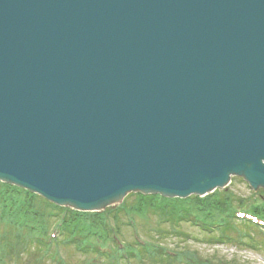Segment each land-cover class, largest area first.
I'll use <instances>...</instances> for the list:
<instances>
[{
	"label": "water",
	"instance_id": "95a60500",
	"mask_svg": "<svg viewBox=\"0 0 264 264\" xmlns=\"http://www.w3.org/2000/svg\"><path fill=\"white\" fill-rule=\"evenodd\" d=\"M264 189V0H0V180L80 211Z\"/></svg>",
	"mask_w": 264,
	"mask_h": 264
},
{
	"label": "trees",
	"instance_id": "16d2710c",
	"mask_svg": "<svg viewBox=\"0 0 264 264\" xmlns=\"http://www.w3.org/2000/svg\"><path fill=\"white\" fill-rule=\"evenodd\" d=\"M1 185L3 184L1 183ZM5 186L9 185L5 184ZM18 190L22 191V189ZM25 192L26 196L24 195V197L27 198V196H29V198L33 200L38 199V202L36 203L39 205V207L34 208L32 206V203L30 202L26 204L28 200L26 202H21L20 200L18 201L17 198L7 197L0 193V198L3 199V202H1L0 204V228L2 226L3 229H5L4 231H7L6 233L0 232V235L2 239H9L13 243L5 253H2L0 255V264H18L17 261L19 260V257H21V254L25 253V251H32L34 253H37L36 256L38 257L36 259V264H72L71 260L77 259L79 256H87V258H91L93 255L97 256V258H102L101 256L105 257L106 255L100 253L101 256H98V252L91 251V249L86 248L89 247L88 243L90 241L88 239L91 238L94 233H98L99 231H101L99 228L106 230V233H110L112 229L118 236V234L120 233L119 231L122 229L123 225L126 224L127 226V223L124 222V212L122 208L109 209L101 214H82L74 213L71 211L67 212V210H64L63 213L67 212L70 217H68L67 215L61 217L59 221V223L61 224L60 236L57 239H52L51 243L50 241H48V235L54 218H52L53 215L49 211L52 210L51 207L53 205L49 204L41 197L33 195L27 191ZM218 198L221 200L222 207L225 208L227 212L232 211V209L228 207L234 206V199L232 200L228 197L223 198L220 197V195L218 196ZM237 200H239V198L236 199L234 203H236ZM5 202H7L10 210H5L7 206L5 205ZM229 202L233 204V206L230 205ZM46 204L49 205V208L46 206ZM125 206H127V204H125ZM254 206L256 209L264 211V203L261 205H253L252 207ZM40 207L43 210H41ZM53 209L57 211L55 216L58 217L59 212H61L62 210L54 206ZM146 215V217H141L142 219H144V227L142 226L143 232L148 234V236H150L151 238L163 240L166 237L167 229L162 225V223H167V221L172 222L173 220L168 217L163 219L165 216L164 213L156 209H150ZM152 215L159 217L161 223L155 226V228H147L145 227L147 225L145 223V220L148 222ZM28 218L34 221L32 225L27 221ZM112 220L115 222V224H112V222L110 223V221ZM240 225L242 226V228H238V224L237 227H234L233 225L229 229H227L226 234L229 235L228 238H244L246 240V243H248V239L251 243L255 244L257 243L255 241V235H264L263 229L258 228L251 223L241 222ZM237 228L243 230L242 236L233 234L234 232H237ZM173 229H175L176 231V227H173L172 230ZM145 251H149V249H145ZM155 253L157 254L156 256H152L154 254L146 253L148 255H144L140 262L145 264H152L153 262V264H157L156 262L163 261L167 262V264H174V262L177 264H184L177 258H171L164 255L162 252H159L158 249ZM185 254L186 252L184 253V255ZM68 256L70 262L68 261ZM7 258L9 259V263L6 262ZM106 259L107 261H109L107 264H113L110 262L111 260H109L108 258ZM88 264L97 263L91 261L88 262Z\"/></svg>",
	"mask_w": 264,
	"mask_h": 264
},
{
	"label": "rangeland",
	"instance_id": "374dc122",
	"mask_svg": "<svg viewBox=\"0 0 264 264\" xmlns=\"http://www.w3.org/2000/svg\"><path fill=\"white\" fill-rule=\"evenodd\" d=\"M3 184V183H2ZM7 185V184H6ZM9 185V184H8ZM18 189L21 188H16V186H5V184L1 185L0 183V193L3 194L4 196L11 197V198H17V200L21 202H26L28 204L29 202L32 203V206L39 207V205L36 203L38 202V199H30L29 196H26V190L22 189V191H19ZM138 194H133L129 193L125 198L122 206L127 204L129 208H131L133 214L131 215L132 217L136 218L139 223L140 233L137 234L139 237H141L144 241L153 240L157 241L159 243H162L163 245H166L169 248H172L170 250H173V254L176 253V251H179L181 253V257L179 259L184 263V264H264V235H255V241L257 243H251L248 239L247 242L243 241L240 239L242 242L238 241H232L229 243H222L221 241L216 242V241H209L211 235L208 232H204L202 230V227L196 226L190 219H187L185 221H182L176 214H171L170 213V218L173 220L163 222L162 225L167 229L166 237L163 240H158L156 238H151L148 236V234L143 232L142 226L144 227L143 220L139 214L146 215L147 212L143 213L141 212V207L143 205L137 204V196ZM220 197H228L233 200L234 207H236L237 211H244V209H252L253 205H260L264 203V189H260L258 192V195L253 198L250 197V189L247 186V184L244 182L242 178H239L237 176H233L231 181L227 184L226 187L224 188H217L212 194L207 195L206 197H200L198 195H195L194 193L192 195L184 196V197H179L180 199L183 200H177V201H183L181 204V207L184 208L185 210H189V212H196L197 214L200 213V207H198V202H203L204 205L207 203L209 199H215L218 201H221L218 196ZM24 198V199H23ZM26 198V199H25ZM218 198V199H217ZM235 202L236 199H238ZM1 199V198H0ZM24 200V201H23ZM33 200V202H32ZM176 200V199H175ZM198 202H197V201ZM242 200V201H241ZM146 201V200H145ZM1 202H3V199H1ZM147 203H150V200L146 201ZM145 203V202H144ZM230 203V202H229ZM233 204L230 203V205L233 206ZM6 208L5 210H10L8 207L7 202H5ZM46 206L49 208V205L46 204ZM41 208V207H40ZM52 210L49 212L52 213V218L54 220L56 219V213L57 211L53 209V206L51 207ZM120 209V208H119ZM41 210H43L41 208ZM109 210V209H108ZM139 212V213H138ZM164 211L163 213H165ZM181 212V211H180ZM93 213V212H91ZM88 214V213H85ZM125 214V213H124ZM168 212L165 214L164 218H166ZM173 215V216H172ZM147 216V215H146ZM145 216V217H146ZM53 220V221H54ZM128 221V218L124 216V222ZM162 220V218H161ZM27 221L32 225L34 221L30 218L27 219ZM115 224V222L112 220L110 223ZM195 222V221H193ZM209 222V221H208ZM145 223L147 224L145 227H150V228H155V226L159 225L160 219L157 216L152 215L149 221L147 222L145 220ZM125 224V223H124ZM215 224V223H214ZM218 224V223H217ZM173 227H176L175 229L172 230ZM52 231L56 230V226L53 225L51 227ZM238 228H242L241 225L238 226ZM208 229V228H207ZM213 233L216 234L217 230L216 227L211 228ZM3 227L1 226L0 232H7L4 231ZM50 230V231H51ZM134 231V232H133ZM120 233L116 236V239L119 241L123 242V245L127 243H131L133 245V240L136 238V230L133 229V227H129L128 225L126 226L123 225L122 229L119 231ZM243 230L238 229L237 232H234L233 234H236L238 236H242ZM217 234L216 236H218ZM220 238V237H218ZM96 243L97 240H96ZM13 243L9 239L1 238L0 235V255L2 253H5L7 249L12 245ZM134 246V245H133ZM112 247V246H110ZM63 251V249H62ZM32 251H25V253L21 254V257H19V260H15L18 262V264H36L37 257L36 254ZM128 251L124 250L121 252V262L122 264H145L138 261V259H135L134 256L131 257ZM186 254L184 255V253ZM34 253V254H33ZM9 259H6V262H8ZM14 261V259H13ZM68 261H69V256H68ZM72 264H88V262H96L97 264H104L105 259H99L97 256H93L91 258H87V256L82 257L79 256L77 259L71 260ZM70 262V261H69ZM174 262V261H173ZM187 262V263H186ZM9 263V262H8ZM157 264H167V262H156ZM151 264V263H150ZM153 264V262H152ZM174 264H177L174 262Z\"/></svg>",
	"mask_w": 264,
	"mask_h": 264
}]
</instances>
